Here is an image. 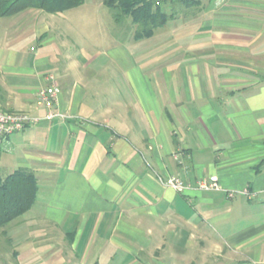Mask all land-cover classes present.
Listing matches in <instances>:
<instances>
[{"label":"crops","instance_id":"1","mask_svg":"<svg viewBox=\"0 0 264 264\" xmlns=\"http://www.w3.org/2000/svg\"><path fill=\"white\" fill-rule=\"evenodd\" d=\"M211 2L180 35L67 65L40 24L7 31L0 109L44 117L52 77L65 117L0 144V177L26 170L38 188L0 233L16 264H264V0ZM210 177L218 190L195 188Z\"/></svg>","mask_w":264,"mask_h":264},{"label":"rangeland","instance_id":"2","mask_svg":"<svg viewBox=\"0 0 264 264\" xmlns=\"http://www.w3.org/2000/svg\"><path fill=\"white\" fill-rule=\"evenodd\" d=\"M103 2L104 0H85L81 7L58 15H48L29 10L26 12H32L33 15L24 12L15 17L0 18V58L6 52L7 44H11L7 31L11 33L10 35L19 34L22 31L23 38H26L34 29L41 31L39 24L42 29H47V38L42 43L45 45L43 52L51 51L61 64H66L67 58H70L74 63L81 52L80 49L85 50L88 54L103 51L112 55L113 50L120 43L126 45L132 43L131 36L135 27L131 25L129 18L122 25L116 24L110 10L103 5ZM212 4L211 0H199L198 5L193 7L175 4L173 9L166 8L165 11L171 19L165 27L157 30L155 34L180 35V31L187 30H183L185 26L196 20L201 12L209 11ZM235 15V17L237 15L242 16V14ZM34 19L37 20L38 24H34ZM25 45L29 46L28 41H25ZM49 46L50 50H48ZM12 51H17V48L12 49ZM34 208H38V205ZM13 224L5 227L2 231H10ZM2 231L0 230V233ZM6 262L7 264H16L12 256L8 254V246L4 238L0 236V264H6Z\"/></svg>","mask_w":264,"mask_h":264},{"label":"trees","instance_id":"3","mask_svg":"<svg viewBox=\"0 0 264 264\" xmlns=\"http://www.w3.org/2000/svg\"><path fill=\"white\" fill-rule=\"evenodd\" d=\"M85 0H0V18L15 17L29 10L48 15H58L77 9ZM198 0H169L154 6L146 0H104L116 24L122 25L128 18L135 27L131 39L138 42L151 38L166 26L171 19L165 11L175 4L193 7ZM37 181L32 172L17 170L4 178L0 177V230L9 226L33 207L37 194ZM3 237H6L3 234ZM11 247V240H5Z\"/></svg>","mask_w":264,"mask_h":264},{"label":"built area","instance_id":"4","mask_svg":"<svg viewBox=\"0 0 264 264\" xmlns=\"http://www.w3.org/2000/svg\"><path fill=\"white\" fill-rule=\"evenodd\" d=\"M151 2L154 6H159L169 0H146ZM50 85L39 90L36 94V106L40 109L45 110L44 117L32 116L27 113L21 112H8L0 109V144L7 137L22 133L27 128L36 126L40 120H52L55 118L63 119L64 115L58 113L55 110V103L58 96V89L50 77ZM164 184L172 188L176 192H184L189 188L187 184H184L180 179L171 177L167 179ZM217 179L210 177L207 180H200L195 184V188L199 191H212L218 190Z\"/></svg>","mask_w":264,"mask_h":264}]
</instances>
